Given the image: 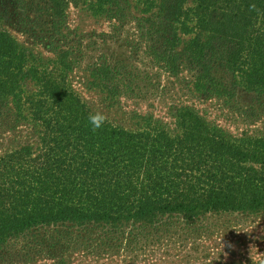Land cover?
Here are the masks:
<instances>
[{"label": "trees", "instance_id": "obj_1", "mask_svg": "<svg viewBox=\"0 0 264 264\" xmlns=\"http://www.w3.org/2000/svg\"><path fill=\"white\" fill-rule=\"evenodd\" d=\"M3 1L0 22L9 13ZM19 1L62 18L77 0ZM85 1L95 15L120 14L130 2ZM136 1L162 34L165 71L192 72L205 97L252 93L264 116V0ZM30 57L0 30V108L11 106L17 123L38 134L36 147L0 156V241L71 224L101 228L108 242H133L165 216L264 211V137L228 138L186 105L176 108V133L151 119L138 130L107 120L93 129V113L68 83L67 54L47 65Z\"/></svg>", "mask_w": 264, "mask_h": 264}, {"label": "rangeland", "instance_id": "obj_2", "mask_svg": "<svg viewBox=\"0 0 264 264\" xmlns=\"http://www.w3.org/2000/svg\"><path fill=\"white\" fill-rule=\"evenodd\" d=\"M87 2L77 0L64 17L51 18L33 12L31 1L6 0L9 13L0 30L9 31L35 64L47 65L64 51L69 85L93 114L116 126L138 130L151 119L176 133V108L186 105L228 138L264 137L256 95L238 89L233 96L205 97L190 83L192 72L165 71L159 60L162 34L136 0L120 14L100 15ZM34 89L29 83L28 91ZM0 109V156L24 144L36 147L37 130L28 123L21 127L11 106ZM160 221L133 242H108L104 230L92 226L32 228L0 241V264H264V211L171 215Z\"/></svg>", "mask_w": 264, "mask_h": 264}, {"label": "clouds", "instance_id": "obj_3", "mask_svg": "<svg viewBox=\"0 0 264 264\" xmlns=\"http://www.w3.org/2000/svg\"><path fill=\"white\" fill-rule=\"evenodd\" d=\"M88 120L93 129L100 128L104 123V117L99 113L89 114Z\"/></svg>", "mask_w": 264, "mask_h": 264}]
</instances>
